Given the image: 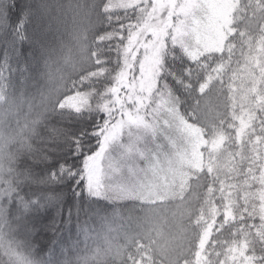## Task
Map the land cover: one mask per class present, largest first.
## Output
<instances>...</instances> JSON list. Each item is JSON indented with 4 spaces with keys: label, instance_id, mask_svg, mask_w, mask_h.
Listing matches in <instances>:
<instances>
[{
    "label": "snow or ice",
    "instance_id": "snow-or-ice-1",
    "mask_svg": "<svg viewBox=\"0 0 264 264\" xmlns=\"http://www.w3.org/2000/svg\"><path fill=\"white\" fill-rule=\"evenodd\" d=\"M0 264H264V0H0Z\"/></svg>",
    "mask_w": 264,
    "mask_h": 264
},
{
    "label": "rangeland",
    "instance_id": "rangeland-1",
    "mask_svg": "<svg viewBox=\"0 0 264 264\" xmlns=\"http://www.w3.org/2000/svg\"><path fill=\"white\" fill-rule=\"evenodd\" d=\"M133 135H136V133H133ZM123 140L126 144L128 141V137L125 136ZM137 147L139 151L147 152L148 154L157 157L163 154H167L170 150L168 134L162 129L155 135H144L140 139ZM122 151V146L120 144H116L108 149L106 155L111 160H117L120 157Z\"/></svg>",
    "mask_w": 264,
    "mask_h": 264
},
{
    "label": "trees",
    "instance_id": "trees-1",
    "mask_svg": "<svg viewBox=\"0 0 264 264\" xmlns=\"http://www.w3.org/2000/svg\"><path fill=\"white\" fill-rule=\"evenodd\" d=\"M105 206H106L107 208H109V209L111 208V206H110V205H105Z\"/></svg>",
    "mask_w": 264,
    "mask_h": 264
}]
</instances>
